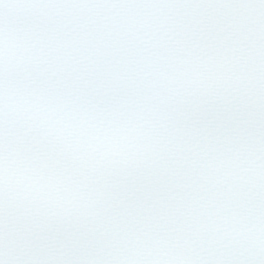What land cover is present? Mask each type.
<instances>
[{
	"label": "snow or ice",
	"instance_id": "snow-or-ice-1",
	"mask_svg": "<svg viewBox=\"0 0 264 264\" xmlns=\"http://www.w3.org/2000/svg\"><path fill=\"white\" fill-rule=\"evenodd\" d=\"M0 264H264V0H0Z\"/></svg>",
	"mask_w": 264,
	"mask_h": 264
}]
</instances>
